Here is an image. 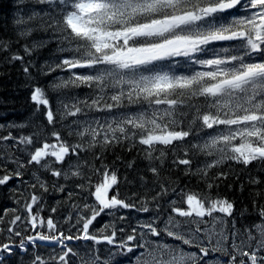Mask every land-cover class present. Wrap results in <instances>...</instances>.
Instances as JSON below:
<instances>
[{
  "label": "snow or ice",
  "instance_id": "obj_1",
  "mask_svg": "<svg viewBox=\"0 0 264 264\" xmlns=\"http://www.w3.org/2000/svg\"><path fill=\"white\" fill-rule=\"evenodd\" d=\"M32 3L48 7L33 9L27 16L15 19L17 36L27 40L33 32L43 31L50 33L49 38L25 43L24 55L11 50V40H0V54L9 53L4 57L8 63L20 61L24 73L31 78L29 67L33 65L31 61L25 63V56L56 43L58 61H46L40 72L51 75L60 70L68 75L54 77L46 87L35 86L31 93L36 112L43 108L46 125H0L33 128L29 134L14 136L9 131L0 135V186L14 177L21 178L23 170L36 165L38 170L31 172L35 183L30 187L39 184L43 192L49 191L39 172L65 181L75 178L81 181L76 187L94 197V202L88 203L82 197V204L68 203L78 193L67 192L65 203L70 210L65 222H71L75 214L72 227L77 234L66 235L58 231L51 217L45 220L40 215L44 211L43 197L31 194L30 202L24 204L27 223L33 230L39 223L58 234L37 232L22 237L15 227L22 216L14 215L6 229L9 242L0 244V264L14 248L27 252L28 245L37 241L55 242L61 252L53 250L47 260L34 253L30 264H119L125 257L128 259L124 264H264V203H258L264 189L254 187L251 193L258 219L237 227L234 202L212 193L229 173L209 174L227 161L245 167L256 161L264 170V0ZM82 87L90 90L83 99L72 93ZM89 113L101 115L79 119V115L87 117ZM68 117L76 119L64 123ZM57 124L66 135L57 129ZM124 141L133 147L137 143L146 146L148 170L160 187L150 200L141 198L140 207L134 200L137 193L128 199L120 198L115 187L119 183L116 170L103 162V151L95 152ZM169 152L174 157L172 164L186 166L184 175L197 176L204 190L180 188L170 177H161ZM88 153L94 157L91 161L82 155ZM195 156L206 159L202 167L194 170ZM96 161H101L99 167ZM134 163L129 162L128 167ZM93 175L100 177L95 183ZM140 179L145 181L143 176ZM248 183L255 186L264 181L250 176ZM53 189L66 191L61 184H54ZM172 194L179 200L168 201L170 212L161 227V205L156 203L155 209H150L149 203ZM125 209L144 213L154 210L157 215L133 225L128 217L118 215ZM10 211L16 213L18 209ZM51 211L55 213L57 208ZM246 212L247 207L241 218ZM101 215L114 219L90 232ZM228 218H232L230 227ZM3 222L0 217V224ZM4 231L0 228V233ZM68 231L71 233V228ZM13 235L22 237L19 244L12 241ZM165 236L178 243L165 241ZM80 240L92 241L93 246L78 252L66 243ZM103 243L111 246L106 255L96 247Z\"/></svg>",
  "mask_w": 264,
  "mask_h": 264
},
{
  "label": "trees",
  "instance_id": "obj_2",
  "mask_svg": "<svg viewBox=\"0 0 264 264\" xmlns=\"http://www.w3.org/2000/svg\"><path fill=\"white\" fill-rule=\"evenodd\" d=\"M47 5H39L32 3V0H0V40H11L12 51H18L21 55H24L23 45L25 43L31 44L32 41L47 40L50 36V33H45L43 31L33 32L32 36L27 40L19 39L17 36V26L14 24L15 19L19 18L21 15L27 16L31 13L33 9L40 10L47 8ZM19 39V42L16 41ZM56 43H50L46 47L37 49L32 53L31 56H25V63L31 61L32 65L29 67V73L31 78L27 76L23 71V65L20 61H15L13 63H8L5 61L4 57L9 55V53L0 54V125H12V124H21V123H43L46 125V119L43 114V108L40 112H36V105L31 101V93L35 86L46 87L54 77L57 76H67V72L57 70L51 75H43L40 72L41 67L45 62H55L58 61L59 57L55 54L56 52ZM82 73L87 74V70H79ZM89 89L82 87L79 89L72 90V93L78 94L81 99H83L88 93ZM70 93V95L72 94ZM50 98L55 105V98L51 96ZM111 102V101H109ZM87 112V109H85ZM114 112L121 110H113ZM93 115L99 116L100 113H89V115L83 116L79 115V119H90ZM76 119V117H68V120L64 123H68L71 120ZM51 127V126H49ZM57 129L62 131V134H65L61 129V126L57 124ZM16 136L23 134H29L33 131L32 127H26L23 129L18 128H0V135H7L8 132ZM73 142L74 138H69ZM6 143H11L8 141ZM146 146L139 145L138 143L133 147L128 141H124L121 144H114L110 146L107 150L96 149V154H100L103 151L102 159L103 162L111 166L117 172L119 183L116 187V190L120 193V198L128 199L132 196L133 193H137V196L134 197V200L137 202V207H140L139 201L141 198H150L156 195L160 191L159 184H155V177L148 170L150 162L144 158V148ZM163 147V146H159ZM131 149V150H130ZM85 158L90 161L94 159L91 153L82 154ZM178 155H181L178 153ZM119 157V159H117ZM26 159V155H24ZM75 159V157H72ZM174 159L171 152H169L168 158L165 162L164 167L161 169V177H170L172 180L176 181L180 188H187L188 190H204L205 185L200 179L195 175H184L186 166L184 165H173L172 160ZM193 159V169L197 167H202L205 161L203 156H195ZM134 161L135 163L131 168L128 167L129 162ZM101 161H96L97 166L99 167ZM157 166L158 163H157ZM14 167L9 165V168ZM54 167H60V165H54ZM38 166L32 165L28 169L23 170L24 175L21 178H13L6 185L0 186V217L4 218V222L0 224V228L5 229L3 233H0V244L9 242V233L6 231L8 221H10L14 215H21L22 220L17 222L15 226L17 230L21 231L22 237H27L29 235H36L37 232H41L48 235H56L58 231H64L65 234H77V229L72 227V224L75 223V214H73V220L71 222H65V218L68 215L69 208L65 201L67 200V192L71 191L78 193L73 197L72 201L68 203H83L84 200L82 197L87 198L88 203L94 202V197L89 196L87 192H81L79 188L76 187V184L81 183L78 179H71L65 181L63 178H56L51 176L48 172H39L41 178L47 183L49 187L48 192H43V190L37 184L36 188L30 187V184L35 183L31 172L37 171ZM231 170V171H230ZM217 172H226L229 173L227 180L219 181V188H213L212 193L215 196L217 193L220 197H224L234 202V213L233 216L237 220V227H241L244 224L253 223L258 217L255 215L253 209V195L251 194L253 188L264 189V183L260 185H251L248 183L249 177L258 178L261 181H264V170L259 162L254 161L252 164L245 167L242 164H237L234 161H227L219 167L212 168L210 170V175ZM3 173H0L2 175ZM143 176L145 181H141L140 177ZM237 177H239L237 179ZM100 179L99 176L93 175L92 181L95 183ZM54 184L65 185L66 191L61 193L53 189ZM243 184V189L241 185ZM36 194L42 196L41 205L44 208V211L40 213L45 220L51 217L54 222L57 224V232H50L47 227H40L39 223L35 230L32 229L30 223H27L28 213L24 210V204L30 202L31 194ZM110 194H113L110 192ZM171 199L179 200L175 194L169 196H162L159 201L150 202V209H155V204L159 203L161 205L160 215L161 221L166 218L170 209L168 208V201ZM19 201V203H17ZM258 203H264V197L258 198ZM186 207V205H183ZM39 205L34 206V211ZM53 207L57 208V211L53 213L51 209ZM247 207V212L244 213V217L241 218V212L244 208ZM18 209L16 213L11 212V209ZM5 210H8L7 215H5ZM167 210V211H166ZM125 215L128 217L129 221L135 225L137 220H147L152 216L157 215L154 210H151L147 213L136 212L135 210H123L118 215ZM114 217L101 215L94 225L90 227V232L95 229L102 227L104 223L112 221ZM232 218H228L229 226ZM158 222V223H160ZM80 227V226H77ZM69 228H71V233H69ZM22 237L12 236L11 239L16 244H19V241ZM121 239L120 234L117 236V240ZM74 248L75 251L83 252L85 249L93 246L92 241H70L66 242ZM100 249L102 255L107 254V249L111 246L106 243L96 245ZM61 252V246L51 243H43L37 241L35 245L29 244L28 251L22 252L19 248H14L11 255L5 254L4 264H30V260L34 253H39L45 260L48 259L49 254ZM128 258H122L119 260V264H123ZM75 260V258H71Z\"/></svg>",
  "mask_w": 264,
  "mask_h": 264
},
{
  "label": "rangeland",
  "instance_id": "obj_3",
  "mask_svg": "<svg viewBox=\"0 0 264 264\" xmlns=\"http://www.w3.org/2000/svg\"><path fill=\"white\" fill-rule=\"evenodd\" d=\"M218 215H223V214H218ZM160 226L163 227V223L162 222H161ZM163 239L165 241L169 242V243H178V242L172 241L171 238H168V237H163ZM185 247H187V246H185ZM192 250H195V249H192Z\"/></svg>",
  "mask_w": 264,
  "mask_h": 264
}]
</instances>
